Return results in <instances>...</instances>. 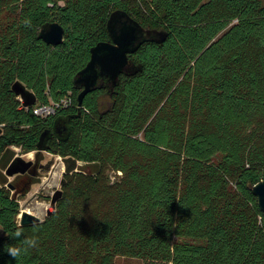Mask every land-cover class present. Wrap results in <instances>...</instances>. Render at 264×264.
Segmentation results:
<instances>
[{
  "label": "trees",
  "instance_id": "1",
  "mask_svg": "<svg viewBox=\"0 0 264 264\" xmlns=\"http://www.w3.org/2000/svg\"><path fill=\"white\" fill-rule=\"evenodd\" d=\"M116 9L170 35L131 54L142 71L79 107L73 77L110 39ZM55 20L59 45L39 36ZM52 102L56 113H35ZM61 116L66 138L54 132ZM48 129L62 186L43 219L22 224L19 196L40 181ZM261 179L264 0H0V264H264V211L249 186ZM26 238L36 247L7 254Z\"/></svg>",
  "mask_w": 264,
  "mask_h": 264
},
{
  "label": "water",
  "instance_id": "2",
  "mask_svg": "<svg viewBox=\"0 0 264 264\" xmlns=\"http://www.w3.org/2000/svg\"><path fill=\"white\" fill-rule=\"evenodd\" d=\"M108 30L111 40L100 41L94 45L90 60L73 77L75 87L81 90L78 94L79 107H83L84 98L89 92L97 88H107L112 93L120 84L122 75L130 76L142 71L143 63L136 62L131 54L146 42L164 43L170 35L167 29L144 26L124 9H116L110 14ZM39 36L49 44L59 45L65 41L66 28L58 20L48 21L41 26ZM69 120L70 117L62 116L56 120L54 132L60 138L69 136ZM51 135L50 129L42 133L40 150H46V143ZM249 186L264 211V179L250 183ZM20 218L22 224L41 220L30 211H23Z\"/></svg>",
  "mask_w": 264,
  "mask_h": 264
},
{
  "label": "rangeland",
  "instance_id": "3",
  "mask_svg": "<svg viewBox=\"0 0 264 264\" xmlns=\"http://www.w3.org/2000/svg\"><path fill=\"white\" fill-rule=\"evenodd\" d=\"M64 3V0H62ZM152 24V23H151ZM157 26L158 24H152ZM158 27H161L158 25ZM18 149V148H17ZM19 150V149H18ZM27 160H35V151H29L21 154ZM44 159L40 168L39 182L35 183L31 190L19 196V202L22 211H30L43 219L47 214L52 203V197L55 192L61 188L62 179L66 169V164L62 155L49 150L43 152ZM112 180H116L120 173L109 172ZM116 264H172L167 261H153L144 258L119 256Z\"/></svg>",
  "mask_w": 264,
  "mask_h": 264
},
{
  "label": "clouds",
  "instance_id": "4",
  "mask_svg": "<svg viewBox=\"0 0 264 264\" xmlns=\"http://www.w3.org/2000/svg\"><path fill=\"white\" fill-rule=\"evenodd\" d=\"M22 235V230H17L14 233L15 238H19ZM37 241L35 238H26L22 241L23 247H17L13 245H7L5 246V251L9 256L12 258H17L21 255L22 252H26L29 247H36Z\"/></svg>",
  "mask_w": 264,
  "mask_h": 264
},
{
  "label": "built area",
  "instance_id": "5",
  "mask_svg": "<svg viewBox=\"0 0 264 264\" xmlns=\"http://www.w3.org/2000/svg\"><path fill=\"white\" fill-rule=\"evenodd\" d=\"M63 103L65 105H68L71 102L68 98H66V99H64ZM60 105H61V103H57V102H52L49 104H40V105L35 106L34 111L38 115L48 116V115L56 113V111ZM22 212H21L20 216L22 215Z\"/></svg>",
  "mask_w": 264,
  "mask_h": 264
},
{
  "label": "flooded vegetation",
  "instance_id": "6",
  "mask_svg": "<svg viewBox=\"0 0 264 264\" xmlns=\"http://www.w3.org/2000/svg\"><path fill=\"white\" fill-rule=\"evenodd\" d=\"M153 28H158V29H163V27H156V26H153ZM164 29H166V28H164ZM168 30V29H167ZM109 31V30H108ZM170 32V31H169ZM109 40H111V35H110V39ZM150 42V41H149ZM156 43V42H155Z\"/></svg>",
  "mask_w": 264,
  "mask_h": 264
}]
</instances>
